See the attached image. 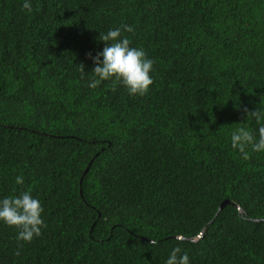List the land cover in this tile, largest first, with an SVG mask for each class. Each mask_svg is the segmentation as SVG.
<instances>
[{
	"label": "trees",
	"instance_id": "1",
	"mask_svg": "<svg viewBox=\"0 0 264 264\" xmlns=\"http://www.w3.org/2000/svg\"><path fill=\"white\" fill-rule=\"evenodd\" d=\"M23 3L0 0V198L31 190L47 227L18 247L0 224V264H264V153L230 141L264 126V0ZM122 24L155 61L143 97L88 87Z\"/></svg>",
	"mask_w": 264,
	"mask_h": 264
},
{
	"label": "clouds",
	"instance_id": "2",
	"mask_svg": "<svg viewBox=\"0 0 264 264\" xmlns=\"http://www.w3.org/2000/svg\"><path fill=\"white\" fill-rule=\"evenodd\" d=\"M22 9L31 14L32 0H24ZM123 32L133 33L134 28L122 24L106 33L100 32L99 41L104 42L105 46L95 55L88 54L94 64L88 87L95 90L104 82L112 81L114 86L122 85L130 96L143 97L154 83L151 73L154 71L155 61L148 57L143 48L133 47L131 40L122 35ZM85 74L84 66L81 65L82 78ZM244 111L246 120H255L257 123L264 121V110L256 108L254 111ZM230 141L231 148L246 161L250 159L249 149L253 153H264V126H260L255 132L246 126L236 127L231 132ZM24 183L22 175L15 178L16 185L22 186ZM43 214L44 207L39 199L33 197L31 190L0 198V224L17 230L18 247H23L20 242L31 243L42 235V229L47 227ZM150 244L156 246L158 241L152 240ZM165 264H191V260L186 251L176 246Z\"/></svg>",
	"mask_w": 264,
	"mask_h": 264
},
{
	"label": "water",
	"instance_id": "3",
	"mask_svg": "<svg viewBox=\"0 0 264 264\" xmlns=\"http://www.w3.org/2000/svg\"><path fill=\"white\" fill-rule=\"evenodd\" d=\"M228 203H229V201H225L224 203H222L220 210H222V208H223L225 205H227Z\"/></svg>",
	"mask_w": 264,
	"mask_h": 264
}]
</instances>
